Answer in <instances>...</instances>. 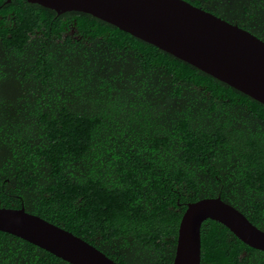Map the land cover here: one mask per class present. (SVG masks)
<instances>
[{"label":"trees","instance_id":"16d2710c","mask_svg":"<svg viewBox=\"0 0 264 264\" xmlns=\"http://www.w3.org/2000/svg\"><path fill=\"white\" fill-rule=\"evenodd\" d=\"M264 40V0H186ZM264 230V105L91 14L0 0V206L118 264H172L186 203ZM200 264H264L221 223ZM0 264H69L0 231Z\"/></svg>","mask_w":264,"mask_h":264},{"label":"water","instance_id":"95a60500","mask_svg":"<svg viewBox=\"0 0 264 264\" xmlns=\"http://www.w3.org/2000/svg\"><path fill=\"white\" fill-rule=\"evenodd\" d=\"M10 2V0H6ZM57 13L80 11L106 21L264 105V40L186 0H27ZM221 223L244 244L264 251V230L221 197L187 202L172 264H200V227ZM0 231L69 264H118L91 243L21 207L0 206Z\"/></svg>","mask_w":264,"mask_h":264}]
</instances>
